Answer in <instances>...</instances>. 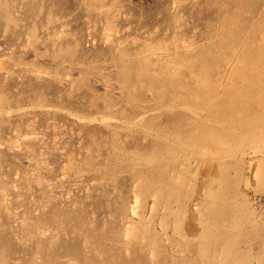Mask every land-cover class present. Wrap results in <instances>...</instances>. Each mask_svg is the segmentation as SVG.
<instances>
[{
  "label": "bare ground",
  "instance_id": "1",
  "mask_svg": "<svg viewBox=\"0 0 264 264\" xmlns=\"http://www.w3.org/2000/svg\"><path fill=\"white\" fill-rule=\"evenodd\" d=\"M115 1L122 11L126 8L120 0ZM189 1L192 11L204 4L205 10L197 11L199 15L195 17V20H204V30L193 24L192 38L181 41L182 51L171 52L161 47V43L169 41L166 35L157 40L150 37V41L139 44L133 40L137 51L133 55L125 45L129 36L119 35L115 16L110 14L111 7L106 5L105 0L86 2L90 10L99 5L106 17L103 27L106 40L112 46H122L121 57H113L109 61L123 65L120 87L126 91L127 96L124 97H127L125 99L132 110L141 111L137 119L127 116L126 111L117 116L113 103L107 101L105 111L99 117L79 113L83 121L97 122L113 130L114 157L104 163H96L100 173L105 176L110 174L109 177L113 179L112 191L116 196L113 197L114 194L104 188V182H100L89 188L85 200L74 199L69 208L60 210L52 207L37 216L29 213L31 226L51 227L58 219L75 224L68 228L60 227L59 223V227L54 229L56 231L42 237L32 236L25 240L23 247H19V239L15 242L11 237L0 235V264H65V261L66 264H168L162 259L151 263L145 256L148 250L154 252L158 246V239L150 238L152 230L143 228L142 232L131 233L133 246H130V241L121 242L122 231L116 228L115 220L109 221V224L106 221L101 226L99 218L90 219V212L86 208L89 199L94 204L93 212L98 216L109 212L108 217L114 216L118 220L131 215V208L134 207L136 218L131 225L146 220L142 211V205H146L150 213L147 219L156 218L159 221L160 233H165L167 238L164 239L169 243L171 236L183 241V218L180 216L187 201L191 202L197 215L201 214V218L191 216V220L201 225L203 217L210 219L216 231L222 222L237 225L254 222V228L263 227L264 212H257L248 202L242 204L239 185L246 174L249 178L254 173L256 179L261 180L260 186L264 190V0ZM21 2L33 14L35 10L41 11L35 1ZM15 3L14 0H0L1 17L9 28L23 19L12 13ZM29 11H26L27 14ZM246 12L249 13L247 17ZM35 26L30 29L33 37L37 35ZM13 27L16 28V25ZM255 33L260 35L259 40ZM57 39L63 41V36ZM61 41L56 42L59 46L56 54L80 55L77 40L71 44L68 42L67 47V44L64 45L66 42ZM155 43L158 44L154 47ZM172 44H176V40ZM24 66L31 72L36 70L39 79L41 74L50 75L52 71L35 63ZM53 74L58 79L67 75L63 76L57 71H53ZM188 75H192V79ZM138 85L145 89L160 87L162 95L158 96L160 100H156L155 107L145 104ZM148 95L151 96L150 92ZM39 100L40 107L47 105L43 92ZM9 108L0 111V117L4 113H12ZM20 109L26 110L27 107ZM119 130L126 132V139ZM91 157L86 161L90 166L94 163ZM119 172L120 175L129 172L132 183L119 180ZM196 188L198 193L192 197ZM128 194L135 203L132 207L126 201ZM81 224L90 225L88 232H92L91 236L90 233H81L78 228ZM254 228L251 231L253 236H257ZM70 231L74 232L75 237L69 238ZM141 234L147 236L144 242H140ZM225 234L226 237L212 232L207 234L201 238L200 248L208 251L220 246L222 254L227 255L230 251L228 243L236 234L235 230ZM240 249L227 255L232 259L231 264L245 255Z\"/></svg>",
  "mask_w": 264,
  "mask_h": 264
},
{
  "label": "rangeland",
  "instance_id": "2",
  "mask_svg": "<svg viewBox=\"0 0 264 264\" xmlns=\"http://www.w3.org/2000/svg\"><path fill=\"white\" fill-rule=\"evenodd\" d=\"M14 1L16 5L14 4L12 13L24 19H19L15 24L16 28L13 27L15 25L7 27L0 13V111H7L8 106L12 110V113H4L0 117V235L11 237L15 242L19 239L17 243L19 247H23L25 240L31 239L32 236L42 237L56 231L54 229L59 227V223L60 227L68 228L75 224L73 221L70 223L69 220L67 222L58 219L53 223L55 227L31 226L29 213L37 216L52 207L60 210L69 208L74 199L85 200L89 188L92 189L100 182H104V188L112 192L113 197L116 196L112 191L113 179L109 177L110 174L105 176L97 168V163H104L108 158L114 157L113 130L97 122L83 121L79 113L86 112L92 117H99L105 111L107 101L113 103L117 116L126 111L127 116L137 119L141 111L132 110L125 99L127 97H124L127 96L126 91L120 87L123 65L109 61L113 57L119 59L123 49L120 44L112 46L103 36L106 17L101 13L99 5L90 10L86 4L89 0H33L41 8V11L35 10L33 14L22 5V0ZM120 1L127 10L124 8L122 11L120 4L115 0H105V3L111 7L110 14L115 16L119 35L129 36V44L125 45H128L127 51L132 55L137 52L133 40L139 44L150 41V37L157 40L158 37L163 38L166 35L169 41L161 43V47L170 49L171 52L182 51L181 41L192 38L194 25L197 24L201 30L205 28L203 19L195 20L199 15L197 11L205 10L204 4L192 11L189 0ZM183 5L186 6L183 8ZM26 11H29L28 14ZM50 15H53L52 20ZM248 15L246 12L245 16ZM33 25L37 28L35 37L30 34ZM58 36H63V41H60L66 42L64 45L77 40V44H80L79 58L56 54L59 51L57 43L60 42ZM255 36L259 40L260 35L255 33ZM66 39L67 41H64ZM175 40L176 44H172ZM157 44L155 43L154 47ZM67 46L68 44L65 47ZM26 63L50 68L51 74L43 73L39 79V73L36 70H33L36 74L31 72L24 66ZM53 71L67 75L59 80ZM188 78L192 79V75H188ZM150 88L145 89L138 85V91L143 92L145 104L152 108L157 105L156 100L162 95V91L157 86ZM42 92L47 104L45 107L39 106ZM147 92H150L151 96ZM23 107L27 109L21 110ZM124 132L119 130L123 139L126 136ZM89 157L94 160L91 166L86 163ZM128 173L120 175L119 172L117 178L125 179L130 184L132 179ZM95 176L97 177L94 178ZM249 178L246 174L239 185L242 204L248 202L247 204L257 212L263 213L264 190L260 186L261 180L256 179L254 173L249 175ZM197 191V188L193 189L195 194L192 197H196ZM126 199L131 207L134 206L130 194ZM87 201L86 208L90 212V219L99 218L101 226H104L106 221L109 224V221L115 220L116 228L122 231L121 242L130 241V246H133L131 233L142 232L143 228L152 230L150 238L156 237L158 246L154 252L148 250L145 254L151 263L162 259L168 264H231L232 259L227 255L241 248L245 255L234 264H264V225L254 228V222L239 225L234 222H222L216 231L212 228L213 222L210 219L203 217L201 225L191 220V216L201 218V214L197 215L191 202L187 201L180 216L183 218V241L171 236L172 241L169 243L164 239L167 238L165 233H160L159 221L156 218L147 219L150 213L146 210V205H142L146 220L133 226L131 222L136 218L133 214L134 207L131 208V215L118 220L114 216L108 217L109 212L107 215L104 212L98 216V213L93 212L95 209L92 210L94 204L91 199ZM81 225L78 226L81 233H90L91 236L92 232H88L90 225ZM219 228L223 230L218 232ZM253 228L257 236H253ZM234 230L237 236L228 243L230 251L227 255L222 254L220 246L208 251L200 248L201 238L207 234L212 232L217 236L226 237L225 233ZM73 237L74 232L70 231L69 238ZM139 239L144 242L147 236L141 234Z\"/></svg>",
  "mask_w": 264,
  "mask_h": 264
}]
</instances>
